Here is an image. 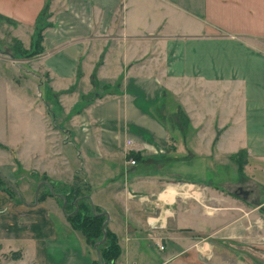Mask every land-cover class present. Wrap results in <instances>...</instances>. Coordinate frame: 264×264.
I'll use <instances>...</instances> for the list:
<instances>
[{
    "label": "crops",
    "instance_id": "0c3cea01",
    "mask_svg": "<svg viewBox=\"0 0 264 264\" xmlns=\"http://www.w3.org/2000/svg\"><path fill=\"white\" fill-rule=\"evenodd\" d=\"M48 2L42 52L12 58L38 66L47 106L65 117V155L52 152L47 160L32 149L29 170L43 174L41 184L89 189L86 198L107 216L105 229L120 247L115 264H212L226 251L214 252V242L228 240L251 254L243 247L251 212L233 194L241 187L249 198L251 183L221 189L195 181L204 180L198 163L224 167L236 164V154L240 175L262 172L255 161H264V0ZM44 4L0 0V17L34 28ZM90 79L110 91L68 115L75 102L59 94L75 86L73 97L85 94L80 83L90 87ZM46 128L45 137L55 138ZM27 153L18 155L23 170ZM9 198L1 192L0 264L98 262L57 202Z\"/></svg>",
    "mask_w": 264,
    "mask_h": 264
},
{
    "label": "rangeland",
    "instance_id": "374dc122",
    "mask_svg": "<svg viewBox=\"0 0 264 264\" xmlns=\"http://www.w3.org/2000/svg\"><path fill=\"white\" fill-rule=\"evenodd\" d=\"M34 31L36 29L18 27L16 24L0 18V178L3 181V183H0V194L1 192L8 194L10 197L8 202H57L61 210L65 200L63 201V196L58 192L68 188V186L63 185L61 182H51V180H47V182H50L49 184H41L44 179L43 174L32 173L29 168L32 162L30 155L32 149L41 150L42 157L47 160H49L47 156L52 152L65 155L64 147L66 145L63 144L62 138V130L66 128L62 123L65 117L63 118L62 113L57 115L55 110L53 111L49 105L47 106L46 85L39 80V73L35 68L38 66L28 61L24 63L17 62L16 59L12 58V53H14L12 48L14 49L15 43H20L25 50L29 49L30 43L34 40ZM89 81L90 87H88L86 81L80 83L83 91L87 88L89 90L85 94L81 92L73 97L72 91L73 93L78 91L76 86L59 94H65L71 98V102H75L68 115H73L78 108L85 107L86 102L88 104L90 100L94 101L98 97H95V94L110 91L109 87L108 89L104 88V85L109 84L102 85L98 83V87L94 89V81L91 79ZM72 83H75V81H72ZM66 85L68 84L66 83ZM79 91L81 90L79 89ZM57 98L59 99V96ZM58 99L56 103L61 106ZM60 108L63 110L62 107ZM48 124L50 128L56 130L55 138L45 137V129H47ZM166 126H169L167 122ZM21 149L28 150L27 162H24L23 165L24 170L17 162ZM71 150L73 162L76 156L72 147ZM198 164H202L201 166L204 168V170L199 169V175L204 180L195 181L199 185L210 184L212 187L222 189L223 184L229 185V187L239 186V184L244 186L243 183L247 180L251 183L252 188L248 185L246 187L248 190L252 189L253 191L249 198L236 197L242 201L249 213L251 212L245 221L247 238L245 240L246 245L243 247L247 246L250 248L247 252L250 250H253V252L244 256L243 252L237 251L238 246L243 245L238 240H228V243L214 242V252L223 248L226 251L221 256L223 260L219 258L210 262L212 264H228V258L231 259L236 256V260L240 258L246 261L242 264H264V161H255L262 172L245 168L243 175L237 172V165L232 160L228 166L225 165L224 167L218 164L209 167L205 161ZM250 171L254 174H249ZM0 202L4 201L0 200ZM63 214L68 215L65 212ZM196 221L198 222V220ZM57 235L59 236V234ZM81 236L83 235L81 234ZM159 246H163V244L158 243L157 247ZM228 249L230 250L227 251ZM235 249L236 251L233 253ZM153 250L158 254V248L153 247ZM166 250L168 251L167 246ZM87 251L92 256L96 250L88 245ZM203 264H205L204 261Z\"/></svg>",
    "mask_w": 264,
    "mask_h": 264
},
{
    "label": "trees",
    "instance_id": "16d2710c",
    "mask_svg": "<svg viewBox=\"0 0 264 264\" xmlns=\"http://www.w3.org/2000/svg\"><path fill=\"white\" fill-rule=\"evenodd\" d=\"M48 3V0L45 1L43 11L36 18V22L34 24V29H36V31H34V40L32 43H30L29 49L25 50L23 49L20 43H15L14 49L12 48L14 52L12 53L13 58L16 55L23 59H29L42 52V32L46 28L50 27V24L47 21L49 18ZM118 83L114 85L118 86ZM93 85L96 86V88L98 87V84L95 80L93 82ZM108 87V85H104V88L108 89ZM79 109H81V107L78 108L77 111H79ZM232 159L236 162L238 173L240 174L242 167L241 154L234 155ZM0 183H3L1 178ZM58 193H60L63 196V199L65 200L64 212L68 214V216L66 217L67 222L73 230L80 232L84 236L88 245L93 247L94 244L100 241L103 237L101 226L105 220V216L99 215L101 214V211L97 207H93L94 213L92 212L90 202L86 198L89 195V189L82 186L79 187L76 182H73L68 188L59 190ZM77 199H79L76 204L77 211L71 215V213L74 211L73 203ZM104 235V242L97 247L101 258V264H115L116 260L121 254L117 239L107 229L104 230ZM95 264H98V262H96Z\"/></svg>",
    "mask_w": 264,
    "mask_h": 264
},
{
    "label": "water",
    "instance_id": "95a60500",
    "mask_svg": "<svg viewBox=\"0 0 264 264\" xmlns=\"http://www.w3.org/2000/svg\"><path fill=\"white\" fill-rule=\"evenodd\" d=\"M233 194H234L235 196H239V197H242V198H246V196L248 195V193H247L246 191H244L241 187H238V188L233 192ZM59 197H60V196H59ZM63 201H64V199H63ZM78 201H79V199H77V200L73 203V204H74V211L71 213V215L74 214V213L77 211L76 204H77ZM64 205H65V201H64L63 204H62V210H64ZM90 206H91L92 212L94 213V209H93V206H92L91 203H90ZM99 215H105V214H104V213H101V214H99ZM105 216H106V215H105ZM106 217H107V216H106ZM105 224H106V222L104 221L103 224H102V226H101V230H102V232H103V237H102V239H101L100 241L96 242V243L94 244V246H93V248L96 250V253H97V261H98V264H101V258H100L99 252H98V250H97V247H98L100 244H102V243L104 242V240H105V235H104Z\"/></svg>",
    "mask_w": 264,
    "mask_h": 264
},
{
    "label": "built area",
    "instance_id": "2783aa9c",
    "mask_svg": "<svg viewBox=\"0 0 264 264\" xmlns=\"http://www.w3.org/2000/svg\"><path fill=\"white\" fill-rule=\"evenodd\" d=\"M129 144H130V142H129ZM151 152H152V154H154V155H159V154H162L163 153V150H160V149H155V148H151ZM128 163L130 164V165H135V161L134 160H129L128 161Z\"/></svg>",
    "mask_w": 264,
    "mask_h": 264
}]
</instances>
